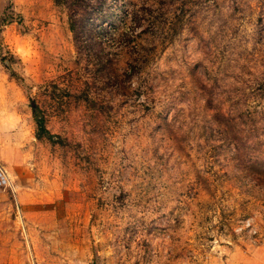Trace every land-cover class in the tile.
<instances>
[{"label":"rangeland","instance_id":"374dc122","mask_svg":"<svg viewBox=\"0 0 264 264\" xmlns=\"http://www.w3.org/2000/svg\"><path fill=\"white\" fill-rule=\"evenodd\" d=\"M0 166V264H264V0H0Z\"/></svg>","mask_w":264,"mask_h":264},{"label":"trees","instance_id":"16d2710c","mask_svg":"<svg viewBox=\"0 0 264 264\" xmlns=\"http://www.w3.org/2000/svg\"><path fill=\"white\" fill-rule=\"evenodd\" d=\"M56 2H60L69 8L70 6L74 5L77 0H56ZM36 124L38 126L39 131H45L40 121L36 122Z\"/></svg>","mask_w":264,"mask_h":264},{"label":"built area","instance_id":"2783aa9c","mask_svg":"<svg viewBox=\"0 0 264 264\" xmlns=\"http://www.w3.org/2000/svg\"><path fill=\"white\" fill-rule=\"evenodd\" d=\"M9 182L5 170L0 166V188L7 186Z\"/></svg>","mask_w":264,"mask_h":264},{"label":"bare ground","instance_id":"6f19581e","mask_svg":"<svg viewBox=\"0 0 264 264\" xmlns=\"http://www.w3.org/2000/svg\"><path fill=\"white\" fill-rule=\"evenodd\" d=\"M5 173H6V172H5ZM6 176H7V175H6ZM7 178H8V180H10L8 176H7Z\"/></svg>","mask_w":264,"mask_h":264}]
</instances>
